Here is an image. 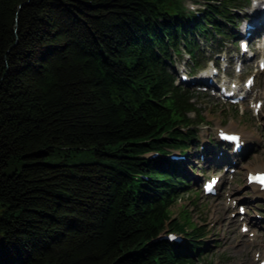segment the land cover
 Wrapping results in <instances>:
<instances>
[{"label":"trees","instance_id":"1","mask_svg":"<svg viewBox=\"0 0 264 264\" xmlns=\"http://www.w3.org/2000/svg\"><path fill=\"white\" fill-rule=\"evenodd\" d=\"M187 1L0 0V264H196L168 156L203 118L172 58L198 70L249 0Z\"/></svg>","mask_w":264,"mask_h":264},{"label":"rangeland","instance_id":"2","mask_svg":"<svg viewBox=\"0 0 264 264\" xmlns=\"http://www.w3.org/2000/svg\"><path fill=\"white\" fill-rule=\"evenodd\" d=\"M262 1L264 0H252L250 5L235 12L238 14L239 24L234 31L239 33L238 35L242 32L243 37V30L249 23V14H253ZM199 5L193 0L185 3L186 8L193 10L201 9ZM216 46L218 49L222 48L220 55L210 54L205 43L200 42L203 52L200 63L205 66L203 71L197 72L195 76L190 74L187 77L186 88L194 92L192 101L200 111L203 121L200 122L194 114H190L197 124L193 127L196 145L189 150L188 157L184 156L186 161L180 169L181 175L188 177L190 184L188 190L179 195L177 202L170 209V214L171 218L179 221L185 216L190 220L192 227L203 229L204 237L198 240L202 243L200 253L194 257L198 260L195 261L196 264H259L264 251V198L254 196L245 182V174L264 169V70H258L259 61L264 59V39H260L258 45L251 42L253 57L243 63V69L238 74L231 69L235 67L236 57L233 55L238 53L237 45L228 40L225 44L223 41H217ZM208 56L212 62L205 64L204 58ZM224 57L226 60L221 59ZM249 66L251 68L247 69ZM172 68L179 78L182 73L187 74L190 69L187 55L173 57ZM215 71L218 73V77L212 76L215 87L221 79L230 83L237 81L241 83L247 76L254 74L256 82L248 95V100L237 106L232 105L228 100L221 98L218 87L215 90H208L194 85L196 79L208 77ZM256 101L263 104L261 112L258 113L253 112V104ZM218 129L240 134L246 141L241 154L233 161L235 163L233 166L228 167L230 161L216 159L220 152L225 153V149H221L216 143ZM229 150H232V147H229ZM178 152L174 150L172 153L177 155ZM71 155L69 160L71 164L96 160L94 155L87 152H72ZM200 155L209 158L210 161L206 162L207 159L205 161L203 159L202 162ZM225 168L234 171L225 172ZM212 175L220 177V189L216 197H205L201 192L200 183ZM238 206L244 207L245 214H239ZM243 224L249 227L248 232L240 231ZM250 234L254 236L250 237ZM179 236L184 237L182 234ZM255 253H259L260 257Z\"/></svg>","mask_w":264,"mask_h":264},{"label":"bare ground","instance_id":"3","mask_svg":"<svg viewBox=\"0 0 264 264\" xmlns=\"http://www.w3.org/2000/svg\"><path fill=\"white\" fill-rule=\"evenodd\" d=\"M263 4V3H262ZM261 4V5H262ZM254 11H259V13H262V11H261V7L259 8H257V9H255ZM258 13V12H257ZM255 24H259L260 23V21H253ZM258 28H254V31H256V32H258ZM204 80V81H203ZM206 82V79H205V77H201L200 79H196L195 80V82H194V85H198V84H203V83H205ZM192 85V84H191ZM210 88H214V85L213 84H211L210 85ZM231 133H233V132H231ZM241 141L242 142H246L245 141V139L243 138V136L241 137ZM206 143H207V141H205ZM220 142V141H219ZM221 143V145H220V147H221V149H225V153L223 154V155H221V157L219 158V160H223V161H233V160H235L240 154H236V153H232L230 150H229V145L228 144H226V143H222V142H220ZM208 144V143H207ZM205 146H207V145H205ZM247 146V145H246ZM205 159H207V157H205L204 158V161H205ZM208 161H210V159L208 158L207 159V161L206 162H208ZM229 163V162H228ZM249 170V169H248ZM264 169H261V170H256V171H252V172H250V173H255V172H264L263 171ZM247 173H249V172H246V174ZM246 174H245V176H246ZM250 190H251V192L254 194V196H256V197H261V198H264V191H259V189H258V187L257 186H255L254 184L253 185H250ZM231 204H232V202H231ZM224 208H226V207H224ZM254 236V235H253ZM264 254V253H263ZM255 257V256H254Z\"/></svg>","mask_w":264,"mask_h":264},{"label":"snow or ice","instance_id":"4","mask_svg":"<svg viewBox=\"0 0 264 264\" xmlns=\"http://www.w3.org/2000/svg\"><path fill=\"white\" fill-rule=\"evenodd\" d=\"M251 179H253L254 181H256V182L260 183L262 186H264V175L256 176V177H253Z\"/></svg>","mask_w":264,"mask_h":264}]
</instances>
